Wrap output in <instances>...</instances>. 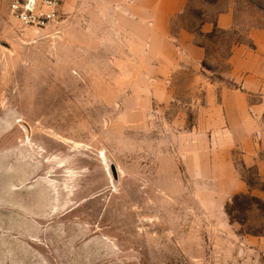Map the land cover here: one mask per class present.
Masks as SVG:
<instances>
[{
	"label": "rangeland",
	"instance_id": "1",
	"mask_svg": "<svg viewBox=\"0 0 264 264\" xmlns=\"http://www.w3.org/2000/svg\"><path fill=\"white\" fill-rule=\"evenodd\" d=\"M103 1L63 0L37 29L0 0V264H264V211L226 214L235 194L264 200V173L221 104L230 47L264 0H241L238 31L207 34L226 0H187L169 53Z\"/></svg>",
	"mask_w": 264,
	"mask_h": 264
},
{
	"label": "crops",
	"instance_id": "2",
	"mask_svg": "<svg viewBox=\"0 0 264 264\" xmlns=\"http://www.w3.org/2000/svg\"><path fill=\"white\" fill-rule=\"evenodd\" d=\"M74 1L65 0L66 6ZM104 1L115 4L116 21L120 27L125 26V32L132 40L160 41L165 52L169 53L174 46L169 34L171 19L183 13L187 0ZM240 2L241 0H226L224 8L214 18H203L199 30L204 34L215 30L238 31L240 21L237 13L240 12ZM243 2L253 5L250 0ZM63 6L62 4V9ZM256 9L255 16L248 15L252 23L242 34V39L230 47L226 59L230 67L228 77L235 85L232 88H222L221 104L225 107L229 122L227 130L234 129L235 134L241 138L243 163L246 166H255L259 172L264 173L262 162L257 159V151L264 150V10L258 7ZM192 39L191 32L185 29L179 32L178 40L200 58L201 48L194 45ZM165 65L169 66V62ZM163 70L170 71L169 67ZM251 96H256L257 100L250 101ZM216 113L219 115L218 109ZM245 188V183L241 181L238 189Z\"/></svg>",
	"mask_w": 264,
	"mask_h": 264
},
{
	"label": "built area",
	"instance_id": "3",
	"mask_svg": "<svg viewBox=\"0 0 264 264\" xmlns=\"http://www.w3.org/2000/svg\"><path fill=\"white\" fill-rule=\"evenodd\" d=\"M61 0H11L9 15L23 27L49 29L58 25L62 12Z\"/></svg>",
	"mask_w": 264,
	"mask_h": 264
},
{
	"label": "trees",
	"instance_id": "4",
	"mask_svg": "<svg viewBox=\"0 0 264 264\" xmlns=\"http://www.w3.org/2000/svg\"><path fill=\"white\" fill-rule=\"evenodd\" d=\"M252 205L264 211V200L249 193L235 194L230 203L226 205V214L232 221H243L245 219V212H247Z\"/></svg>",
	"mask_w": 264,
	"mask_h": 264
}]
</instances>
